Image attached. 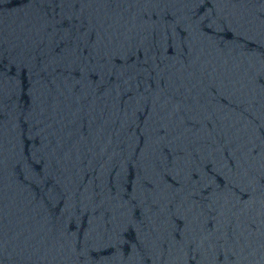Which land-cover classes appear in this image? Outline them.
<instances>
[{
	"label": "water",
	"instance_id": "95a60500",
	"mask_svg": "<svg viewBox=\"0 0 264 264\" xmlns=\"http://www.w3.org/2000/svg\"><path fill=\"white\" fill-rule=\"evenodd\" d=\"M0 264H264V0H0Z\"/></svg>",
	"mask_w": 264,
	"mask_h": 264
}]
</instances>
